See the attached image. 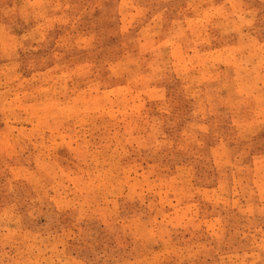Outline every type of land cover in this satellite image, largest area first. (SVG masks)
<instances>
[{
  "label": "rangeland",
  "instance_id": "1",
  "mask_svg": "<svg viewBox=\"0 0 264 264\" xmlns=\"http://www.w3.org/2000/svg\"><path fill=\"white\" fill-rule=\"evenodd\" d=\"M0 264H264V0H0Z\"/></svg>",
  "mask_w": 264,
  "mask_h": 264
}]
</instances>
